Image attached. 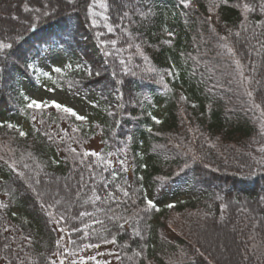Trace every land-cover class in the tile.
Segmentation results:
<instances>
[{
  "label": "trees",
  "instance_id": "16d2710c",
  "mask_svg": "<svg viewBox=\"0 0 264 264\" xmlns=\"http://www.w3.org/2000/svg\"><path fill=\"white\" fill-rule=\"evenodd\" d=\"M0 43V264H264V0H0ZM48 45L82 120L28 107Z\"/></svg>",
  "mask_w": 264,
  "mask_h": 264
},
{
  "label": "rangeland",
  "instance_id": "374dc122",
  "mask_svg": "<svg viewBox=\"0 0 264 264\" xmlns=\"http://www.w3.org/2000/svg\"><path fill=\"white\" fill-rule=\"evenodd\" d=\"M92 53L97 54L95 45H86ZM31 68L35 76V84H31L26 78L22 80V88L25 92L26 97L30 101H47L52 103L55 101L58 104L69 107L74 110L79 116H86L90 111L88 103L96 97L94 92L89 93V100L86 101L78 95H72L67 90L61 89L53 86L45 81L43 75H55L54 68H60L63 72L69 69V61L66 57V53L63 47L48 45L40 49L38 55L31 59ZM25 77V76H24ZM53 104V103H52ZM89 147L97 149L99 147L98 138L94 137L90 143ZM176 189H171L166 195H162L161 198L157 199L152 194H149V200H155L157 205H163L168 203L176 202L177 200L186 197L188 190L181 189L179 186ZM229 234L226 229L218 228L214 233L208 238L211 245L216 247L219 252L223 249L228 250L227 245ZM109 256L108 251H105L102 257L106 258ZM89 257V256H88ZM88 257H84L83 260L87 262ZM64 264H67L66 262Z\"/></svg>",
  "mask_w": 264,
  "mask_h": 264
},
{
  "label": "snow or ice",
  "instance_id": "6c2138e0",
  "mask_svg": "<svg viewBox=\"0 0 264 264\" xmlns=\"http://www.w3.org/2000/svg\"><path fill=\"white\" fill-rule=\"evenodd\" d=\"M180 3L183 5V7L186 8V7H189V6H190V4H191V0H180ZM109 31H111V29H109ZM9 47H11V45L4 44V43H0V50H3V49H5V48H9ZM29 67H31V65H29ZM69 67H71V66H69ZM53 71H55L56 73H60L62 70H61L60 68H54ZM248 94L251 95V93H248ZM52 103H53V106L56 107L57 109H60V108L62 107L61 105H59V104L56 103L55 101H53ZM28 107H29V108H33V107H35V108L39 109V108L42 107V103H41V102H37V101H32L31 103L28 104ZM63 111H64L65 113H69L70 115L76 117L77 120H82V119H84L83 117L79 116L74 110H72V109H70V108H68V107H66V106L63 107ZM7 127H8V128H14L15 126H14V125H11V124H8ZM20 135H21V136H24L25 133L20 132ZM37 183H39V181H37ZM109 195H111V194H109ZM124 195L127 196L128 193L125 192ZM97 199H99V197H97ZM148 203H149V207H152L151 202L149 201ZM0 207H5V205H0ZM84 215H86V213H84V212L80 213V216H81V217H83ZM88 215H90V213H88ZM62 220H63V218H61V221H59V222H62ZM59 222H58V223H59ZM113 242H114V241H113ZM57 246H58V247L60 246V245H59V241H57ZM86 246H87V245H86ZM92 246L95 247L96 245H92ZM93 259H95V258L93 257ZM61 264H63V260H61ZM73 264H75V262H73Z\"/></svg>",
  "mask_w": 264,
  "mask_h": 264
}]
</instances>
